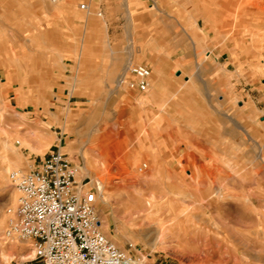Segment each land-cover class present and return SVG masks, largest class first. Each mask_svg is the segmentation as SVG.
Returning a JSON list of instances; mask_svg holds the SVG:
<instances>
[{
  "label": "rangeland",
  "instance_id": "obj_1",
  "mask_svg": "<svg viewBox=\"0 0 264 264\" xmlns=\"http://www.w3.org/2000/svg\"><path fill=\"white\" fill-rule=\"evenodd\" d=\"M199 1L219 21L220 39L212 43L226 51L228 77L208 65L188 82L168 59L164 83L146 94L117 89L102 72L69 85L64 97L46 90L35 109L19 105L17 91L4 84L5 56L29 38L32 57L48 51L35 38L44 17L48 28L43 6L65 0H0V264L35 257L30 242L6 234L19 201L10 174L30 171L20 164L46 155L57 133L81 168L79 180L103 183V231L129 255L146 264H264V0ZM56 16L59 41L64 18ZM57 45L83 51L74 40ZM22 114L44 127L43 143L24 144L13 134L24 129Z\"/></svg>",
  "mask_w": 264,
  "mask_h": 264
},
{
  "label": "crops",
  "instance_id": "obj_2",
  "mask_svg": "<svg viewBox=\"0 0 264 264\" xmlns=\"http://www.w3.org/2000/svg\"><path fill=\"white\" fill-rule=\"evenodd\" d=\"M207 9L199 0H65L60 7L43 6V17L47 14L49 24L45 28L47 20L44 17L35 38H43V48L48 51L39 59L34 58L35 48L28 46L33 42L31 38L25 43L19 40L10 49L13 56H5L4 84L17 91L19 105L35 108L39 99L45 98L46 90L51 88L64 97L70 92L69 85L83 86V80L101 79L102 72L108 73L104 77L116 81L117 89L130 90L128 83L134 78L127 69L135 64L151 70V88L164 83L161 77L169 74L164 68L168 69L170 65L177 68L178 78L188 74L185 76L188 82L192 76L201 78L208 65H215L228 77L231 63L224 58L226 51H217L218 47L212 43L213 39H220L219 21L211 22ZM61 13L64 19L59 25L58 41L53 37L56 33L53 22ZM71 40L82 44L80 54L72 49L76 45L57 47L58 42L68 44ZM54 50L59 60L54 58ZM3 51L7 55V49ZM168 59L171 60L169 66L164 63ZM83 71L88 75H77ZM87 94L92 95V92L82 95ZM21 116L24 129L13 134L22 138L24 144H30V141L43 143L44 127L38 122H30L26 114ZM1 118L5 117L1 114ZM64 139V134L57 133V139L46 155L34 159L27 157L26 164L20 166L36 168L54 150H64ZM98 148L104 149L101 145Z\"/></svg>",
  "mask_w": 264,
  "mask_h": 264
},
{
  "label": "built area",
  "instance_id": "obj_3",
  "mask_svg": "<svg viewBox=\"0 0 264 264\" xmlns=\"http://www.w3.org/2000/svg\"><path fill=\"white\" fill-rule=\"evenodd\" d=\"M127 72L134 78L128 83L131 91L151 90L149 68L135 64ZM80 170L57 149L36 168L10 174L19 201L6 234L31 243L35 257L24 264H146L145 257L129 255L105 235L98 212L100 186L79 180Z\"/></svg>",
  "mask_w": 264,
  "mask_h": 264
},
{
  "label": "bare ground",
  "instance_id": "obj_4",
  "mask_svg": "<svg viewBox=\"0 0 264 264\" xmlns=\"http://www.w3.org/2000/svg\"><path fill=\"white\" fill-rule=\"evenodd\" d=\"M96 185H97V186H98V185L100 186L101 194H102V192H103V188H104L103 183H102V182H96ZM211 256H212V255H211ZM211 256H210V258L208 259L209 262H211V258H212ZM220 262H221V261H220Z\"/></svg>",
  "mask_w": 264,
  "mask_h": 264
}]
</instances>
